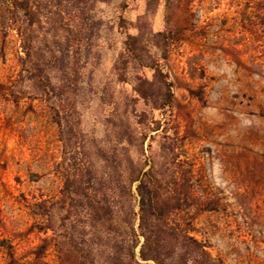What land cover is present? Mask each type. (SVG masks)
I'll return each mask as SVG.
<instances>
[{
	"label": "rangeland",
	"instance_id": "374dc122",
	"mask_svg": "<svg viewBox=\"0 0 264 264\" xmlns=\"http://www.w3.org/2000/svg\"><path fill=\"white\" fill-rule=\"evenodd\" d=\"M0 264H264V0H0Z\"/></svg>",
	"mask_w": 264,
	"mask_h": 264
},
{
	"label": "trees",
	"instance_id": "16d2710c",
	"mask_svg": "<svg viewBox=\"0 0 264 264\" xmlns=\"http://www.w3.org/2000/svg\"><path fill=\"white\" fill-rule=\"evenodd\" d=\"M165 84H166V88H167V99H166V103H167V105H169L171 103L172 97H173V93H172V90H171L173 84L171 82L167 81V80H165ZM147 176L150 177V182L153 185V187H155V184H156L155 178L152 176V174L150 172L147 173ZM150 211L155 216L159 217V215H160V208H159L158 204L155 202L154 198H151V200H150ZM142 259L148 260L147 256H144V255H142Z\"/></svg>",
	"mask_w": 264,
	"mask_h": 264
}]
</instances>
